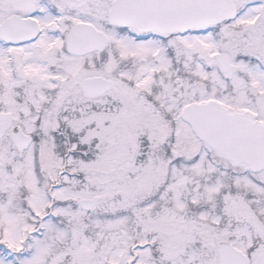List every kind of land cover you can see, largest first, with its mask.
Returning a JSON list of instances; mask_svg holds the SVG:
<instances>
[{
  "label": "snow or ice",
  "instance_id": "snow-or-ice-1",
  "mask_svg": "<svg viewBox=\"0 0 264 264\" xmlns=\"http://www.w3.org/2000/svg\"><path fill=\"white\" fill-rule=\"evenodd\" d=\"M0 264H264V0H0Z\"/></svg>",
  "mask_w": 264,
  "mask_h": 264
}]
</instances>
